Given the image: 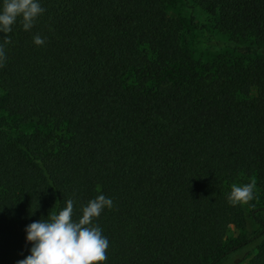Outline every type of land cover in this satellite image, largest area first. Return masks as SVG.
I'll use <instances>...</instances> for the list:
<instances>
[{
	"label": "trees",
	"instance_id": "trees-1",
	"mask_svg": "<svg viewBox=\"0 0 264 264\" xmlns=\"http://www.w3.org/2000/svg\"><path fill=\"white\" fill-rule=\"evenodd\" d=\"M194 1L243 55L200 65L169 0H40L32 29L0 33V264L28 255V224L101 193L103 264H264V0Z\"/></svg>",
	"mask_w": 264,
	"mask_h": 264
},
{
	"label": "clouds",
	"instance_id": "clouds-1",
	"mask_svg": "<svg viewBox=\"0 0 264 264\" xmlns=\"http://www.w3.org/2000/svg\"><path fill=\"white\" fill-rule=\"evenodd\" d=\"M44 12L40 0H0V33H11L18 19L22 29L29 31ZM4 40L10 42V37L5 35ZM32 42L41 46L45 38L35 34ZM4 59V48L0 45V67ZM254 187V182L231 185L228 203L246 204L253 198ZM112 207L113 200L101 193L81 208L78 219H73L74 201L67 199L58 212L25 227V243L30 248L28 255L17 264H103L109 241L94 221L102 211Z\"/></svg>",
	"mask_w": 264,
	"mask_h": 264
},
{
	"label": "rangeland",
	"instance_id": "rangeland-1",
	"mask_svg": "<svg viewBox=\"0 0 264 264\" xmlns=\"http://www.w3.org/2000/svg\"><path fill=\"white\" fill-rule=\"evenodd\" d=\"M167 12L171 17L181 21L183 25V45L191 52L193 59L199 62L200 65L210 62L215 56L223 53L237 57L244 54V47H246L247 43L244 46L242 45L239 50H232L225 45L220 46L217 44L219 41L227 43L229 38L216 30L213 20L196 5L194 0H169ZM26 131H31V127H27ZM254 197L255 204L264 205V191L257 192ZM251 205L254 204L252 203ZM251 231V226H248L247 229H242L240 225L229 226L224 236V245L235 244ZM253 252L245 248L233 254L224 264H248Z\"/></svg>",
	"mask_w": 264,
	"mask_h": 264
}]
</instances>
